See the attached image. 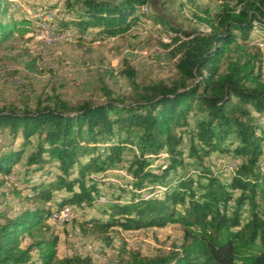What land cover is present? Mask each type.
Segmentation results:
<instances>
[{
	"label": "trees",
	"instance_id": "1",
	"mask_svg": "<svg viewBox=\"0 0 264 264\" xmlns=\"http://www.w3.org/2000/svg\"><path fill=\"white\" fill-rule=\"evenodd\" d=\"M8 1L0 0V43L33 29ZM74 3L66 0L70 15L58 29L77 39L125 36L142 16L165 23L142 11L149 0ZM204 13L197 17L208 32L160 23L185 34H169L179 41L177 79L169 84L136 86L129 101L107 91L99 103L69 106L54 95L34 108L0 107V185L13 173L15 193L31 203L13 214L0 210V264H95L89 255L58 256L49 217L82 205L83 218L116 167L130 178L101 204L104 218H83L91 231L181 228L167 252L148 256L120 244L116 264H264V68L260 48H248L253 29L264 32V0H223L214 15ZM123 71L134 75L127 62ZM225 156L240 160L230 173L211 160Z\"/></svg>",
	"mask_w": 264,
	"mask_h": 264
},
{
	"label": "rangeland",
	"instance_id": "2",
	"mask_svg": "<svg viewBox=\"0 0 264 264\" xmlns=\"http://www.w3.org/2000/svg\"><path fill=\"white\" fill-rule=\"evenodd\" d=\"M74 1L68 0L72 9L78 7ZM222 1L196 0L190 5L185 0H149L148 4L143 5L142 11L149 9L160 15L165 19L164 24L142 16L140 23L134 25L125 36L99 39L86 36L77 39L71 30L58 29L59 21L70 15L66 0H9L12 14L16 18L31 19L33 29L23 36L15 35L0 43V107L34 108L48 103L54 95L69 106L84 101L99 103L105 100L107 91L129 101L136 86L140 88L156 81L169 84L177 79L174 68L177 55L173 48L179 41L169 38L170 33L177 31L165 30L163 26L171 25L182 31L208 32V25L200 21L197 15H204L206 10L214 15ZM177 33L185 36L184 33ZM249 42L251 51L256 48L262 51L264 68V32L253 29ZM124 62L134 70L132 78L124 73ZM224 66L222 64L221 70ZM5 141L0 136V145H4ZM31 141L34 145L36 136ZM29 150L30 146L26 148V153ZM129 157V154L124 155L126 160ZM22 158L24 160L25 155ZM211 158L216 166L224 162V170L228 173L236 168V161L240 163L238 158L231 156L216 160ZM106 173L107 182L102 187L105 195L97 197L92 207H84L85 219L104 218L100 214L101 204L107 201L114 186L130 178L124 167H116ZM6 180V184L0 185V210L13 214L31 206L24 198V193H15L13 188L21 190L15 175L10 173ZM153 192L160 194V190ZM81 207L66 205L65 209L69 211L73 208V213L62 221L49 217V223L59 234L58 256L76 253L91 256L95 264H116L119 259L118 246L122 243H126L127 248L151 256L158 249L167 252L180 241V226L170 223L147 229L124 230L113 227L108 233L91 231L84 219L79 218ZM80 224L83 226L80 227ZM107 234L111 239L109 244L105 240Z\"/></svg>",
	"mask_w": 264,
	"mask_h": 264
},
{
	"label": "bare ground",
	"instance_id": "3",
	"mask_svg": "<svg viewBox=\"0 0 264 264\" xmlns=\"http://www.w3.org/2000/svg\"><path fill=\"white\" fill-rule=\"evenodd\" d=\"M233 162V161H232ZM234 166V165H233ZM263 166H264V164H263ZM233 168V167H232ZM231 169V168H230ZM155 194V192H152V193H149V194H146L145 195V197L147 198V197H149V196H152V195H154ZM98 202V201H97ZM65 212H67V210L65 209V208H63V209H61V210H59L58 212H56V213H54L51 217L53 218V219H57V218H59V215L60 214H62V213H65ZM59 220V219H58ZM56 221V220H55ZM61 221H62V219H61Z\"/></svg>",
	"mask_w": 264,
	"mask_h": 264
},
{
	"label": "built area",
	"instance_id": "4",
	"mask_svg": "<svg viewBox=\"0 0 264 264\" xmlns=\"http://www.w3.org/2000/svg\"><path fill=\"white\" fill-rule=\"evenodd\" d=\"M63 37L66 38V39H70V38H68V36H63ZM159 37H161V36H159ZM161 38L164 39V37H161ZM236 163L239 164L238 161H236ZM71 213H73V208L71 210L65 212V213L60 214L59 215V219H64V217H67V216L71 215Z\"/></svg>",
	"mask_w": 264,
	"mask_h": 264
}]
</instances>
